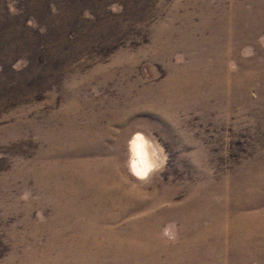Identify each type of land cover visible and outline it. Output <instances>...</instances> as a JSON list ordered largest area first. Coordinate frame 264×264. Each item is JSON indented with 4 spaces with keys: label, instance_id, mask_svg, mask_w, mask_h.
Returning a JSON list of instances; mask_svg holds the SVG:
<instances>
[{
    "label": "rangeland",
    "instance_id": "rangeland-1",
    "mask_svg": "<svg viewBox=\"0 0 264 264\" xmlns=\"http://www.w3.org/2000/svg\"><path fill=\"white\" fill-rule=\"evenodd\" d=\"M0 264H264V0H0Z\"/></svg>",
    "mask_w": 264,
    "mask_h": 264
},
{
    "label": "clouds",
    "instance_id": "clouds-1",
    "mask_svg": "<svg viewBox=\"0 0 264 264\" xmlns=\"http://www.w3.org/2000/svg\"><path fill=\"white\" fill-rule=\"evenodd\" d=\"M128 152L129 168L140 179H147L151 173L157 171L166 161L162 148L140 132L135 133L130 139ZM31 196L30 191H25L21 199L27 201ZM40 216L43 217V214L41 213ZM165 235H167V229L165 230Z\"/></svg>",
    "mask_w": 264,
    "mask_h": 264
}]
</instances>
